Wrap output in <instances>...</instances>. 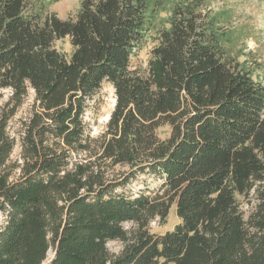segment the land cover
I'll return each instance as SVG.
<instances>
[{"label":"trees","instance_id":"16d2710c","mask_svg":"<svg viewBox=\"0 0 264 264\" xmlns=\"http://www.w3.org/2000/svg\"><path fill=\"white\" fill-rule=\"evenodd\" d=\"M59 1L0 0V90L11 91L0 102V264H264V80L240 60L231 11L80 0L66 21L50 10ZM152 33L147 68H132ZM66 38L69 57L57 47ZM104 83L116 105L93 138L86 115ZM31 90L17 138L10 121ZM140 176L160 182L155 193L128 190ZM174 206L179 224L150 232Z\"/></svg>","mask_w":264,"mask_h":264},{"label":"rangeland","instance_id":"374dc122","mask_svg":"<svg viewBox=\"0 0 264 264\" xmlns=\"http://www.w3.org/2000/svg\"><path fill=\"white\" fill-rule=\"evenodd\" d=\"M80 0H61L54 3L50 10L56 12L59 17L63 20L74 19L79 10ZM210 6L216 10L225 8L230 12V22L233 27L242 29L241 40L238 44L245 56L241 57L240 60H247L250 67L254 68V78L258 80H264V0H210ZM162 18H167V13L161 14ZM156 33H152L151 37L147 38L145 45L139 52L138 56L133 59L132 68L146 69L148 60L151 57V50L157 44L154 40ZM58 49L67 57H69L72 51L71 42L66 38L64 40L57 41ZM102 91L92 100L91 110L87 112L86 121L91 128L93 138H98L103 134V130L109 116L113 111L115 101V91L112 86L107 83L102 85ZM11 96L10 90H0V102L1 104L7 103ZM34 101V91H30L24 105L18 110L15 116L11 118L9 125V133L15 135L17 138L20 137L22 123L29 117ZM162 138L169 134L168 127L160 130ZM19 142L14 148L11 160L16 161L20 159L21 155ZM77 156H74L73 161H76ZM119 168H115V171H119ZM160 182L155 178L140 176L135 179L128 190L137 194L141 192L147 195L155 193ZM251 206L244 203V210L248 212ZM0 219L2 217L0 216ZM179 219L176 215V206H174L164 222L158 218L151 221L149 225L150 232H154L158 235L165 234L167 231L174 229L179 224ZM127 228H132V224H126ZM108 247L113 252H119L122 248V243L117 241L110 242ZM49 257L52 258L54 255L49 252Z\"/></svg>","mask_w":264,"mask_h":264}]
</instances>
